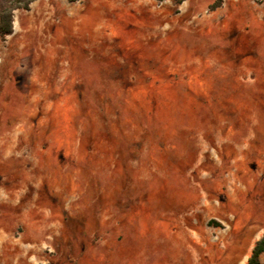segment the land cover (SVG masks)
Wrapping results in <instances>:
<instances>
[{
	"label": "rangeland",
	"instance_id": "rangeland-1",
	"mask_svg": "<svg viewBox=\"0 0 264 264\" xmlns=\"http://www.w3.org/2000/svg\"><path fill=\"white\" fill-rule=\"evenodd\" d=\"M215 1L12 11L0 264L246 263L264 233V0Z\"/></svg>",
	"mask_w": 264,
	"mask_h": 264
},
{
	"label": "trees",
	"instance_id": "trees-1",
	"mask_svg": "<svg viewBox=\"0 0 264 264\" xmlns=\"http://www.w3.org/2000/svg\"><path fill=\"white\" fill-rule=\"evenodd\" d=\"M35 0H0V36L4 37L12 32V11L18 8L27 9L29 4ZM159 2L165 0H157ZM181 4L184 0H175ZM222 0H216L211 7L216 9L220 7ZM264 253V233L257 240L251 250V253L245 264H260V256Z\"/></svg>",
	"mask_w": 264,
	"mask_h": 264
},
{
	"label": "crops",
	"instance_id": "crops-1",
	"mask_svg": "<svg viewBox=\"0 0 264 264\" xmlns=\"http://www.w3.org/2000/svg\"><path fill=\"white\" fill-rule=\"evenodd\" d=\"M231 5V6H230ZM229 6L230 7H235L236 6V4L235 3H228V1L227 0H223V2H222V4H221V7L219 8V9H221L222 10V12H224V10H228V11H230L231 9L229 8Z\"/></svg>",
	"mask_w": 264,
	"mask_h": 264
}]
</instances>
